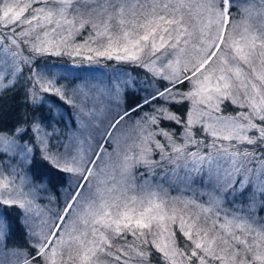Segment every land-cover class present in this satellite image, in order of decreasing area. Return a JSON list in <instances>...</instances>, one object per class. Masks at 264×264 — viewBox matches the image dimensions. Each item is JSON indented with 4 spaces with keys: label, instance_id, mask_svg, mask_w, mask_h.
Wrapping results in <instances>:
<instances>
[{
    "label": "snow or ice",
    "instance_id": "obj_1",
    "mask_svg": "<svg viewBox=\"0 0 264 264\" xmlns=\"http://www.w3.org/2000/svg\"><path fill=\"white\" fill-rule=\"evenodd\" d=\"M0 264H264V0H0Z\"/></svg>",
    "mask_w": 264,
    "mask_h": 264
},
{
    "label": "trees",
    "instance_id": "obj_2",
    "mask_svg": "<svg viewBox=\"0 0 264 264\" xmlns=\"http://www.w3.org/2000/svg\"><path fill=\"white\" fill-rule=\"evenodd\" d=\"M96 71H103L102 69H96ZM55 99V98H52ZM57 103H60L59 101H57ZM70 111V110H69ZM57 194H58V190H57Z\"/></svg>",
    "mask_w": 264,
    "mask_h": 264
}]
</instances>
